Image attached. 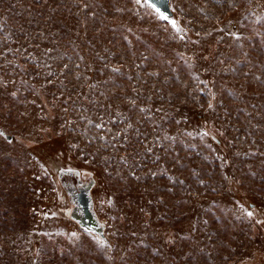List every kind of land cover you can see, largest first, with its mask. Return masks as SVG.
I'll use <instances>...</instances> for the list:
<instances>
[{
	"label": "rangeland",
	"instance_id": "374dc122",
	"mask_svg": "<svg viewBox=\"0 0 264 264\" xmlns=\"http://www.w3.org/2000/svg\"><path fill=\"white\" fill-rule=\"evenodd\" d=\"M170 7L0 0V264H264V0ZM51 159L94 172L115 249Z\"/></svg>",
	"mask_w": 264,
	"mask_h": 264
},
{
	"label": "water",
	"instance_id": "95a60500",
	"mask_svg": "<svg viewBox=\"0 0 264 264\" xmlns=\"http://www.w3.org/2000/svg\"><path fill=\"white\" fill-rule=\"evenodd\" d=\"M155 6L169 19L175 16L170 7V0H155ZM208 133L216 143L220 144L221 141L213 133ZM4 137L11 139V135H4ZM50 167L67 198L68 206L60 209L58 215L70 220L96 240H103L104 245H108L111 250L115 249L117 243L115 239L107 236L106 224L99 218L96 211L92 194L97 184L94 172L90 171L81 178L82 173L86 171L84 169L67 166L62 162L50 164Z\"/></svg>",
	"mask_w": 264,
	"mask_h": 264
},
{
	"label": "snow or ice",
	"instance_id": "6c2138e0",
	"mask_svg": "<svg viewBox=\"0 0 264 264\" xmlns=\"http://www.w3.org/2000/svg\"><path fill=\"white\" fill-rule=\"evenodd\" d=\"M135 3H138V4L141 3V0H135ZM145 3H146V5L148 7L154 8V10L159 14V16H160L161 19H165V20H168L169 19L168 16L164 15L163 13H161L160 10H159V8H157L155 6V0H145ZM170 22L172 23L173 27H176V24H175L174 21H170ZM177 30H179V29H177ZM247 215L249 217H251L253 215V213L251 211H248L247 212ZM99 243L101 244V246L104 245V241L103 240H99Z\"/></svg>",
	"mask_w": 264,
	"mask_h": 264
},
{
	"label": "flooded vegetation",
	"instance_id": "af4514ba",
	"mask_svg": "<svg viewBox=\"0 0 264 264\" xmlns=\"http://www.w3.org/2000/svg\"><path fill=\"white\" fill-rule=\"evenodd\" d=\"M50 162H51L50 164H56V163H59V161L52 160V159L50 160ZM65 165L69 166L68 164H65ZM86 174H88V171H87V172H86V171H85V172H83V173H82V177H81V178H83V176H84V175H86ZM66 178H67V177H66ZM61 198H62V199H61V201H63V202L65 201V202H67V198H66V196H65V195H62V197H61Z\"/></svg>",
	"mask_w": 264,
	"mask_h": 264
}]
</instances>
